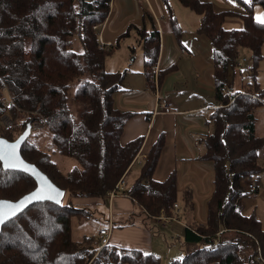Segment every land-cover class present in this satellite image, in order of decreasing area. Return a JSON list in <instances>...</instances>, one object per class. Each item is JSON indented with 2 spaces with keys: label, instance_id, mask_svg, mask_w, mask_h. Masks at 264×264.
Masks as SVG:
<instances>
[{
  "label": "trees",
  "instance_id": "1",
  "mask_svg": "<svg viewBox=\"0 0 264 264\" xmlns=\"http://www.w3.org/2000/svg\"><path fill=\"white\" fill-rule=\"evenodd\" d=\"M177 1L198 15L196 32L210 40L219 106L210 117L213 132L199 138L204 146L200 158L213 164L205 224L185 227L184 254L168 264H264V226L255 212L243 213V199L256 192V187L249 190L246 185L258 181L263 172L258 158L264 138L255 135L254 125L255 110L264 98L255 79L264 23L253 17L252 10L255 5L264 9V0H232L243 8L238 28L224 25L235 12L216 10L206 0ZM109 2L0 0V116L8 113L15 121L12 129L0 127V135L13 140L28 121L43 122L42 129H31L20 154L68 196L60 204L34 203L5 222L0 230V264H160L150 252L100 246L97 233L85 234L80 241L71 238V218L83 222L92 213L70 199L105 197L130 167L143 140L139 136L120 144L131 114L113 106V95L121 89L126 71H107L105 58L115 46L98 45L97 28L109 14ZM168 21L179 41L182 30L171 12ZM138 35L144 76L152 87L158 31L141 29ZM241 48L250 50L252 64L245 70L241 90L224 94ZM3 89L12 104L4 103ZM41 133L47 139L43 146L36 141ZM162 143L159 137L150 147L139 177L126 192L136 211L124 218L123 225L147 227L160 213H172L177 193L174 172L164 180L152 178ZM54 154L76 164L64 171L52 159ZM34 187L26 173L0 165V198L16 200Z\"/></svg>",
  "mask_w": 264,
  "mask_h": 264
},
{
  "label": "crops",
  "instance_id": "2",
  "mask_svg": "<svg viewBox=\"0 0 264 264\" xmlns=\"http://www.w3.org/2000/svg\"><path fill=\"white\" fill-rule=\"evenodd\" d=\"M206 1L211 2L216 10L234 12L240 8L232 0ZM170 2L171 0H110L109 14L98 26L97 31L99 46L107 44L113 46L119 35L133 31L141 55L142 45L138 31L141 29L148 31L152 28L158 31L159 51L150 77L152 87L145 79L141 56V68L135 73L126 72L121 89L113 95V106L119 111L131 114L123 126L120 144L124 145L139 136L143 138L137 152L138 157L140 154L147 155L153 143L162 137L163 143L152 178L164 180L172 172L175 174L176 196L182 197L186 204L189 210V222L183 225L174 222L176 224L172 229L173 232L175 229L177 234L170 232L171 236L176 235L177 239L183 241L185 227L205 224L207 201L212 191L213 164L209 160L200 158L204 153V146L199 138L213 132L214 125L210 117L219 104L214 98L210 40L196 32L199 17L189 9L190 12L184 10L180 3L183 8L178 4L170 5ZM169 12L173 14L182 30L179 41L171 31L168 21ZM116 47L114 52L119 48L118 43ZM107 61L109 63L111 59L108 58ZM108 63L105 60L107 71H119L109 67ZM154 73H157L156 80L153 79ZM229 74L230 72L228 78ZM232 87L233 89H230ZM241 87V73L232 70L231 82H227L228 93L239 91ZM157 98H165L177 107L178 112L160 113L156 107ZM255 118V135L264 138V98L262 106L255 110ZM260 159H264V147L259 151L258 161ZM142 164L143 160L140 164L134 163L129 167L126 179L128 189L139 177ZM254 183L256 186L254 198L264 210V167L259 180ZM185 197H188V200H185ZM70 201L74 205L94 209L97 217L102 218L96 219L97 221L87 219L79 222L72 217L70 228L71 238L74 241H80L85 234L97 233L99 227H105L111 222L109 244L139 249L156 255V252L161 250L162 243H167L168 233L162 232L163 229L154 218L149 221L147 227L138 224L123 225L124 218L136 211L133 201L127 195H117L111 200L106 196L73 197ZM261 213L256 212L260 222Z\"/></svg>",
  "mask_w": 264,
  "mask_h": 264
},
{
  "label": "rangeland",
  "instance_id": "3",
  "mask_svg": "<svg viewBox=\"0 0 264 264\" xmlns=\"http://www.w3.org/2000/svg\"><path fill=\"white\" fill-rule=\"evenodd\" d=\"M171 3H172V5L178 4V6H180V8H183L177 0H171L170 5H171ZM183 9L190 12L187 8L185 9V7ZM234 12L236 13V15L231 16V17L227 18V20H225V26L226 27L238 28V27L242 26L240 14L242 15L243 8L240 6V8H238V10H235ZM191 14H193V13H191ZM252 15L257 21H260L261 19H264V9L258 5H255L253 7V10H252ZM116 43L119 44V48L116 50V52H114L115 49L117 48L116 45H114L115 49L113 50V52L111 54H109L108 56H106V58H105L106 63H108L107 60H108V58H110L111 61H109V63H108L109 67H113V69H119V71L125 70L126 72L135 73L142 66V63L140 62V58L142 55H141V52L139 51V44H138L137 40H135L134 32L128 31L123 37L118 38L117 42H115V44ZM132 58H134V60H132ZM242 59H245L246 61L240 67L236 66L233 69V71L234 72H241V81H243V83H244V81L246 80L245 70L247 68H249L252 64L251 53H250V50H248L247 48H241L239 50L238 61H241ZM116 67H118V68H116ZM256 69H257L256 78H255L256 82L258 83V86L261 89H264V44L261 47V59L258 62ZM229 75L230 76L228 78V83L231 82V72ZM230 89H233V87ZM5 96H7V95H5ZM36 141L38 144L43 146L46 144L47 139H46V136L43 133H41L37 137ZM52 159L64 171H67L70 167H72L74 164H76V162L73 159L61 156L59 154H54L52 156ZM259 163L264 167V159H260ZM133 170H135V169H133ZM128 186H130V185H128ZM63 201L64 202L68 201L67 195H65L63 197ZM175 203L179 206V210L181 212L180 213L181 218L178 221H174V222H178L179 224H182V225L189 222V218H188L189 210H188L186 204L183 202L182 197L177 195L176 199H175ZM243 204H244L243 213H245V214H250L252 212H255V214H256L257 211L262 212L260 214V219H261L262 225L264 226V210H262L260 208L261 206L259 207L258 201H256L254 196H246L243 199ZM91 210H92L91 211L92 215L89 218L90 220L92 219L94 221H97V220L102 219L101 216H100V219H99V216L97 217V213L95 212L94 209L91 208ZM256 216H257V214H256ZM174 222L168 223L165 226L160 225L161 228L163 229L162 232L164 234L168 233L166 235V237H168L167 243H162L163 245L161 247V250L160 251L158 250L156 252V255L159 257L160 264H168L172 259L181 258L184 254V252H183V248H184L183 241L181 239H177L176 235L173 236V234H177L175 232V229H174V232L172 229V226L174 224H176ZM170 231H172V233H173L172 236H171Z\"/></svg>",
  "mask_w": 264,
  "mask_h": 264
},
{
  "label": "water",
  "instance_id": "4",
  "mask_svg": "<svg viewBox=\"0 0 264 264\" xmlns=\"http://www.w3.org/2000/svg\"><path fill=\"white\" fill-rule=\"evenodd\" d=\"M31 128V121H28L25 128L13 140L0 136V155L3 156V159H0L1 167L4 170L26 173L35 181V187L16 200L0 198V214L5 217L4 222L0 223V230L5 222L14 218L30 205L44 201L60 204L64 196L62 189L55 186L43 172L34 164L24 160L20 154L21 146L30 135ZM12 164L16 166L11 167ZM37 193L42 194L44 198L34 199L33 196Z\"/></svg>",
  "mask_w": 264,
  "mask_h": 264
},
{
  "label": "built area",
  "instance_id": "5",
  "mask_svg": "<svg viewBox=\"0 0 264 264\" xmlns=\"http://www.w3.org/2000/svg\"><path fill=\"white\" fill-rule=\"evenodd\" d=\"M93 29H96V26H93ZM110 47L109 44L105 46H99L100 49H108ZM246 60L242 59L241 61H237L236 66L240 67ZM157 73H154L153 79L156 80ZM222 92L224 94H228V88L222 89ZM3 97H4V103L5 104H12V100L6 91V89H3ZM7 95V96H5ZM156 107L160 113L163 114H175L178 112L177 107L173 106L171 103H169L165 98H157L156 100ZM43 121V120H42ZM15 121L14 119L8 114L3 113L0 116V127L2 129H12L14 127ZM31 129L34 130H40L43 127V122L32 121L31 122ZM1 136V135H0ZM147 158L146 154H140L138 157L137 154L135 155L134 159L131 162V165L134 163L140 164L141 160H145ZM130 165V166H131ZM129 169V168H128ZM128 169L123 173V175L119 178V180L116 182L114 188L109 191L106 194V197L111 200L117 195H127L128 188L126 187L127 184V171ZM255 183L253 181L249 182L246 185V188L249 190L255 189ZM180 218L179 209L176 203H173L172 205V213L170 215H165L163 213H160L158 216L154 217V219L157 221L159 225L165 226L168 223L178 221ZM110 229H111V222H108V225L105 227H99L97 230V235L99 238V245L104 246L109 244V235H110Z\"/></svg>",
  "mask_w": 264,
  "mask_h": 264
},
{
  "label": "snow or ice",
  "instance_id": "6",
  "mask_svg": "<svg viewBox=\"0 0 264 264\" xmlns=\"http://www.w3.org/2000/svg\"><path fill=\"white\" fill-rule=\"evenodd\" d=\"M246 3H250V0H245ZM261 23H264V19H261L260 20ZM0 159H3V156L0 155ZM11 167H15L16 165L15 164H12L10 165ZM34 199H43L44 196L40 193H37V194H34L33 196ZM4 216L2 214H0V223H3L4 222Z\"/></svg>",
  "mask_w": 264,
  "mask_h": 264
}]
</instances>
